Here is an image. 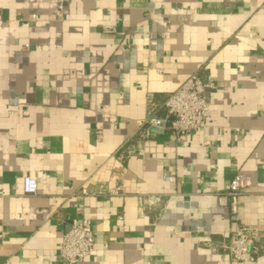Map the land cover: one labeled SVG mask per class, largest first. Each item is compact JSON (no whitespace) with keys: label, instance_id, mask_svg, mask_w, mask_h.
Here are the masks:
<instances>
[{"label":"crops","instance_id":"0c3cea01","mask_svg":"<svg viewBox=\"0 0 264 264\" xmlns=\"http://www.w3.org/2000/svg\"><path fill=\"white\" fill-rule=\"evenodd\" d=\"M196 71L216 83L208 127L142 136L148 96ZM236 173L233 213L217 193ZM83 216L79 264H264V0H0V264H68ZM237 223L252 260L223 247Z\"/></svg>","mask_w":264,"mask_h":264},{"label":"built area","instance_id":"2783aa9c","mask_svg":"<svg viewBox=\"0 0 264 264\" xmlns=\"http://www.w3.org/2000/svg\"><path fill=\"white\" fill-rule=\"evenodd\" d=\"M54 1L58 10L62 11L68 0ZM32 17L35 15L33 14ZM215 87L214 80L205 78L201 72L196 71L191 73L175 91L169 93L161 103H158L155 97L150 94L148 96V112L144 121L148 128L142 133V136L149 135V127H156L171 131L178 141H183L190 132L207 128L211 107L205 92ZM18 101L17 97L12 98L14 104ZM206 143L208 144V141ZM143 154L142 149L133 147L127 149V155ZM164 178L168 181H175L176 177L168 173L164 175ZM250 183L249 174L236 173L227 181L224 189L217 193L219 205L236 213L239 197ZM119 188L112 189L111 193H118ZM23 190L26 194H36L38 192L37 179L26 175L23 178ZM87 192L86 188L82 189V193ZM194 228L196 231L210 230L209 227L200 224ZM256 238L257 230L254 227L237 223L223 242V247L231 253L234 260H252L255 258L253 246ZM95 242L91 219L83 216L79 223L73 224L64 233L60 252L68 264H79L94 251Z\"/></svg>","mask_w":264,"mask_h":264},{"label":"water","instance_id":"95a60500","mask_svg":"<svg viewBox=\"0 0 264 264\" xmlns=\"http://www.w3.org/2000/svg\"><path fill=\"white\" fill-rule=\"evenodd\" d=\"M151 130H153V131H156V130H160V129H158V128H156V127H151Z\"/></svg>","mask_w":264,"mask_h":264}]
</instances>
